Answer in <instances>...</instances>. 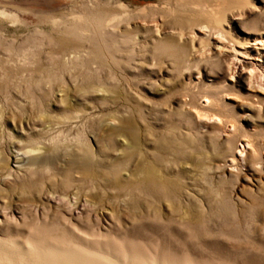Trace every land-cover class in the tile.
I'll use <instances>...</instances> for the list:
<instances>
[{"label": "rangeland", "instance_id": "1", "mask_svg": "<svg viewBox=\"0 0 264 264\" xmlns=\"http://www.w3.org/2000/svg\"><path fill=\"white\" fill-rule=\"evenodd\" d=\"M257 40L264 0H0V264H264Z\"/></svg>", "mask_w": 264, "mask_h": 264}, {"label": "bare ground", "instance_id": "2", "mask_svg": "<svg viewBox=\"0 0 264 264\" xmlns=\"http://www.w3.org/2000/svg\"><path fill=\"white\" fill-rule=\"evenodd\" d=\"M263 46H264V41L263 40H257V41H255L254 43H253V49H255V51L256 52H259L260 53V50H261V48H263ZM218 48H221L220 46L218 47ZM242 57H245V56H243V55H241ZM256 62H260V59H255V61L254 62H252L251 61V65H252V69L254 68V69H256V67L258 66V64L256 63ZM234 65V64H233ZM246 63L245 62H243V61H241V60H239V59H237V58H235V71H234V74H235V76H239V77H246V75L249 77V80L250 79H252V77H253V72H252V70L251 71H247L246 70ZM258 73V72H257ZM254 75L255 76H257V74L256 73H254ZM260 76H258V78H259ZM254 78V77H253ZM260 78H262V77H260ZM260 78H259V80H260ZM255 79V78H254ZM258 80V81H259ZM264 80V79H263ZM254 81V80H253ZM256 81H257V79H256ZM261 81V80H260ZM262 82V81H261ZM264 82V81H263ZM252 83V82H251ZM254 84V83H253ZM260 84V83H259ZM263 84V83H262ZM261 84V85H262ZM251 85V84H250ZM264 85V84H263ZM256 86H257V84H256ZM258 87V86H257ZM260 87V86H259ZM259 87H258V91H256V93H263V92H260L259 91ZM261 88V87H260ZM261 90H262V88H261ZM263 91V90H262ZM264 94V93H263ZM248 146V145H247ZM243 148H245V147H243ZM249 148V147H248ZM247 151V150H246ZM242 153H243V151H241V152H239V154L242 156ZM243 157H244V154H243Z\"/></svg>", "mask_w": 264, "mask_h": 264}]
</instances>
